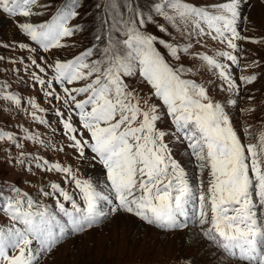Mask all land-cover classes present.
Listing matches in <instances>:
<instances>
[{
	"label": "snow or ice",
	"instance_id": "obj_1",
	"mask_svg": "<svg viewBox=\"0 0 264 264\" xmlns=\"http://www.w3.org/2000/svg\"><path fill=\"white\" fill-rule=\"evenodd\" d=\"M153 4L155 14L165 21L156 25L161 32L168 33L170 26L181 38L208 37L226 42L233 50L238 49L236 41L250 39L238 31L239 21L247 20L241 14L242 0L218 4L209 0L200 5L189 0H153ZM80 6L65 5L69 10L57 6L50 19L33 23L30 18L44 15L52 3L0 0V11L9 18H25L24 23L17 22L18 28L45 52L65 47L64 38L83 31L80 25L69 24L80 15L76 10ZM116 6V0L96 4L105 18L98 17L100 25L90 47L52 64L41 56L43 66L31 60L40 73H54L50 79L36 73L33 77L36 83L47 86V97L62 102L68 116L64 119L65 113L60 110L57 114L72 142L69 146L81 157L85 149L91 150L92 159L106 172L105 186L114 201L91 179L79 178L69 167L34 158L37 167L66 174L65 182L74 184L79 198L57 183L48 185L52 191L41 188L43 196L56 197L57 213L27 192L7 185L13 194L5 196L0 191V264H41V258L50 255L65 238L66 228L80 234L101 223L102 218L121 211L158 229L186 228L181 218L188 217L189 205H195L193 219L199 225L200 236L217 253L218 264H264V128L255 134L254 143H245L221 103L211 99L204 85L185 78V72L192 69L170 64L156 46L163 45L167 54L178 61L179 53L188 52L191 44L180 46L148 33L145 25L153 17H145L135 6L126 16L109 14V9L115 13ZM193 55L219 76L228 91H239L229 66L217 58L225 57L237 64V56L223 51ZM136 76L150 86L147 98L127 82ZM255 79V74L240 77L243 84ZM54 85L63 92L62 96ZM152 97L160 105L150 103ZM0 98L17 108L21 105V97L2 88ZM27 102L34 109L32 119L43 123L35 110L45 109L39 108L34 99ZM161 105L173 125L168 132L157 127L162 119ZM74 118L79 127L74 125ZM243 131L251 140V125ZM167 135L186 142L198 172L195 184L164 143ZM26 138L43 143L34 134ZM0 140L21 147L12 133L0 131ZM29 155L21 153L16 163L23 164ZM104 202L114 206L104 211ZM59 213L67 217L66 224L58 219Z\"/></svg>",
	"mask_w": 264,
	"mask_h": 264
},
{
	"label": "rangeland",
	"instance_id": "obj_2",
	"mask_svg": "<svg viewBox=\"0 0 264 264\" xmlns=\"http://www.w3.org/2000/svg\"><path fill=\"white\" fill-rule=\"evenodd\" d=\"M41 2L52 3V7L45 10L44 15L30 18V22L40 23L50 19L57 6L65 8V5H68L70 8L73 3H79L81 6L76 10L80 15L70 20L69 24L80 25L83 31L77 32L73 37L64 38L62 43L66 45L65 47L45 52L18 28L17 22L24 23L25 18H9L0 11V19L8 22V26L4 28L0 26V88L4 92H11L21 97L19 108L0 98V131L12 133L16 137V143L21 145L17 147L11 141L0 140V191L5 196L12 195L7 185H13L21 192H27L38 203L48 204L57 213L56 197L43 196L40 192L41 188L52 191L48 185L57 183L70 193H76L78 199L74 184L65 182L66 174L37 167L34 158H39L42 162L69 167L79 178L91 179L98 190L109 194L114 201V196L105 186L106 172L98 161L92 159L91 150L85 149V156L81 157L69 146L72 142L65 134L61 117L57 114V110H60L65 113L64 119L68 116L62 102L47 97L44 94L47 86L36 83L33 77V73H36L45 79H50L54 73L51 70L40 73L31 64V60L35 59L43 66L41 56L48 64H52L56 59H70L90 47L95 42L96 30L100 25L98 17L105 18L103 10L96 8V4L101 0H55V3L53 0H41ZM189 2L200 5L208 3L209 0H189ZM213 2L218 4L224 0H213ZM116 5L115 13L109 9V14L122 13L126 16L131 11V7L135 6L144 13L145 17H153V21L145 25L148 33L171 43L178 42L180 46L191 44L188 52L179 53L178 61L167 54L163 45L156 46L170 64L192 69L191 72H185V78L204 85L211 99L221 103L230 117L232 126L245 143L256 141L255 134L264 128V0H242L241 14L242 17H247V20L239 21L238 31L250 39L236 41L238 44L236 50L228 47L226 42L208 37L198 38L193 35L191 39L186 36L181 38L170 26L168 33L161 32L156 25L165 24V21L163 17L155 14L153 0H116ZM198 39L199 43H197ZM20 44H27L28 47L20 48ZM220 51L231 52L238 57L237 64H233L225 57H217L221 63L229 66L233 78L239 85L238 92L228 91L227 85L219 76L205 68L199 57L193 55L200 52L213 55ZM253 74L256 79L252 83H241L242 75ZM127 82L141 97L149 96L150 86L142 82L138 76L129 78ZM3 85L7 87L3 88ZM54 87L62 96L63 92L60 88L56 85ZM30 98L35 100L39 108L45 109L43 112L35 110L36 115L43 118V123L32 119L30 113L34 109L27 102ZM230 100H235L236 103H228ZM150 103L160 105V101L154 97L150 98ZM246 109L251 111H245ZM161 111L162 119L157 127L166 132L171 131L173 125L162 105ZM73 123L79 127L77 119L74 118ZM246 125H251L253 133L251 140L244 135L243 129ZM29 134L38 136L43 143L27 139ZM164 143L168 145L172 156L181 163L195 184L198 172L186 142L177 139L175 135H167ZM21 153L30 155L23 164H18L16 160L20 158ZM2 203L3 201H0V204ZM64 203L66 207H71L68 202ZM113 206L114 204L104 202L103 210L108 211ZM194 207L195 205H189L188 217L181 218V221L187 225L182 229H158L134 214L123 211L102 218L101 223L80 234L72 233L70 228H66L65 238L50 255L41 258V264H218L217 253L200 236L199 225L193 219ZM58 219L61 223H67V217L62 213L58 214Z\"/></svg>",
	"mask_w": 264,
	"mask_h": 264
},
{
	"label": "bare ground",
	"instance_id": "obj_3",
	"mask_svg": "<svg viewBox=\"0 0 264 264\" xmlns=\"http://www.w3.org/2000/svg\"><path fill=\"white\" fill-rule=\"evenodd\" d=\"M244 4V3H243ZM32 18V17H31ZM0 26L1 27H6V26H8V22H6V20H4V19H0ZM130 220V219H129ZM128 221V220H127ZM138 223V222H137ZM190 230V229H189ZM185 241V240H184ZM204 245V244H203Z\"/></svg>",
	"mask_w": 264,
	"mask_h": 264
}]
</instances>
